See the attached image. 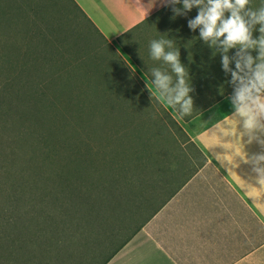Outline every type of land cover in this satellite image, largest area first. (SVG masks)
<instances>
[{
	"label": "rangeland",
	"instance_id": "rangeland-1",
	"mask_svg": "<svg viewBox=\"0 0 264 264\" xmlns=\"http://www.w3.org/2000/svg\"><path fill=\"white\" fill-rule=\"evenodd\" d=\"M101 38L73 0H0L1 262L102 264L150 213L132 211L141 173L183 151L173 111L117 97L142 88ZM197 57L193 114L233 92L219 53Z\"/></svg>",
	"mask_w": 264,
	"mask_h": 264
},
{
	"label": "crops",
	"instance_id": "crops-1",
	"mask_svg": "<svg viewBox=\"0 0 264 264\" xmlns=\"http://www.w3.org/2000/svg\"><path fill=\"white\" fill-rule=\"evenodd\" d=\"M73 1L124 63L132 82L141 85L142 90L134 87L117 97L152 99L148 87L153 99L159 95L149 69L163 65L151 59L150 40L173 39L186 68L202 65L198 52L211 50L199 29L188 27L196 8L172 19L171 7L161 0ZM230 96L186 120L163 104L177 115L187 141L180 143L183 151L166 150L154 171L141 173L132 211L150 213L136 227L129 224L132 231L102 264H264V188L252 164L237 156L250 158L264 152V145L248 143L246 135L239 141L221 133L236 132Z\"/></svg>",
	"mask_w": 264,
	"mask_h": 264
},
{
	"label": "clouds",
	"instance_id": "clouds-1",
	"mask_svg": "<svg viewBox=\"0 0 264 264\" xmlns=\"http://www.w3.org/2000/svg\"><path fill=\"white\" fill-rule=\"evenodd\" d=\"M161 3L171 7L172 19L187 17L193 8L197 9L195 17L187 21L189 29H199V38L213 49L214 56L220 54L222 70L230 74L233 92L229 99L236 132L225 134L221 130V133L239 141L246 135L248 143L257 141L264 145V4L254 9L250 0H161ZM257 31L259 35L254 36ZM233 49L235 52L230 55ZM149 54L163 65L149 69L151 83L159 93L155 96L157 103L170 106L181 119L191 117L193 88L175 41L164 37L152 39ZM148 89L153 99V90ZM238 125L242 130L238 131ZM237 156L252 164L256 182L264 188V152L250 158Z\"/></svg>",
	"mask_w": 264,
	"mask_h": 264
},
{
	"label": "trees",
	"instance_id": "trees-1",
	"mask_svg": "<svg viewBox=\"0 0 264 264\" xmlns=\"http://www.w3.org/2000/svg\"><path fill=\"white\" fill-rule=\"evenodd\" d=\"M76 4V3H75ZM6 82L7 83H10V84H14V78H13V76H12V74L11 73H7L6 75ZM220 98H222V97H219V98H217V99H215L214 101H212L209 105H211V104H213V103H215V102H217ZM190 117H185V118H183V119H189ZM177 123V122H176ZM177 125H178V123H177ZM179 126V125H178ZM14 228V230H17V228L16 227H13ZM21 231H22V233H20V235H23L25 232L22 230V228H21ZM17 235V234H16ZM30 235H32V233H30ZM35 235H37V232H36V234ZM27 236H29V235H27ZM34 245H38V248H36V250L34 251V252H27L26 250H24V251H22L21 253H25V255L26 256H30V255H34V254H36V253H43V251H45L44 250V248H42L41 246H40V243L38 242V243H34ZM115 250H113L112 251V253L114 252ZM111 253V254H112ZM110 254V255H111ZM38 256V255H37ZM11 256H5L3 259H2V261L3 262H1L0 261V264H8V260H9V258H10ZM23 258H24V256H23ZM25 259H28V258H25ZM20 261V260H19ZM104 262V261H103ZM20 264H22V262L20 261Z\"/></svg>",
	"mask_w": 264,
	"mask_h": 264
}]
</instances>
